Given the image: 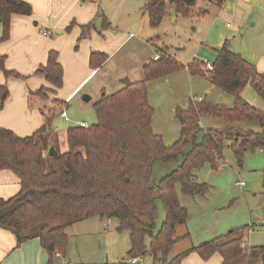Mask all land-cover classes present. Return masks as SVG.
Listing matches in <instances>:
<instances>
[{"label":"trees","instance_id":"1","mask_svg":"<svg viewBox=\"0 0 264 264\" xmlns=\"http://www.w3.org/2000/svg\"><path fill=\"white\" fill-rule=\"evenodd\" d=\"M196 4L197 0H149L142 11L149 25L156 27L167 14L168 5L179 14H204L205 10L196 9ZM13 14L31 15L32 6L23 0H0L3 26L0 42L8 38ZM93 24L94 21H90L80 25L78 41L89 35ZM216 51L213 69L206 77L211 84L233 95L232 107L190 99L186 106L175 109L181 126L179 138L165 145L152 128L154 109L149 102L146 83L181 69L183 65L164 53L143 66L140 80L129 81L111 93L102 91L92 104L96 122L88 126H69L67 149L45 158L35 135L39 131L52 130L57 110L66 103L48 97L63 84L57 51H48L46 62L37 67L35 74L43 75L50 86L29 92L41 103L42 125L37 132L25 136L0 127V170L11 171L20 183L15 194L0 197V227L13 233L16 246L36 237L51 259L55 253H65L68 226L97 216L115 218L116 230L127 231L130 239V248L120 261L104 264H126L127 258L146 253L152 256V264H181L190 252H196L203 260L218 253L221 264H233L246 253L244 264H264V244L243 247V232L249 226L203 241L169 262L165 257L181 238L176 235V227L185 224L188 217L187 209L179 202L177 187L182 194L191 197L208 193V185L196 181L193 171L204 165L216 169L223 157L225 140L230 141L229 147L238 157L246 151H264V74L226 44ZM107 58L104 53L91 52L89 66L98 68ZM5 59L6 55L0 54V71L5 77L26 78L7 69ZM188 68L192 74H203L202 61L193 59ZM247 84L263 101L262 108L241 97L240 92ZM8 96L7 86L0 84V108ZM202 117L218 119L225 125L204 128L203 140L195 144L196 134L202 129ZM242 121H257L261 129H243L238 125ZM177 159L181 162L159 182L152 179L156 161L168 163ZM156 200L161 201L165 217L154 233ZM53 218L58 220L56 225H50Z\"/></svg>","mask_w":264,"mask_h":264},{"label":"rangeland","instance_id":"2","mask_svg":"<svg viewBox=\"0 0 264 264\" xmlns=\"http://www.w3.org/2000/svg\"><path fill=\"white\" fill-rule=\"evenodd\" d=\"M94 1L100 4L99 14L104 13L108 21L114 22L112 24L113 27L103 28L101 20L97 17L94 21L97 31L118 29L126 34H135L134 40L138 36L143 40V42L138 43V46H128L122 49L108 63L107 71L116 69L117 64L130 63L134 58L147 60L148 57L152 58L156 53L160 55V51L166 52L168 56L174 59L176 57L187 68L193 59L213 62L216 58V50L224 44L225 39L228 40V45L226 44L228 49L237 52V49L243 43L249 44L248 40H253L252 35H256L257 30V26H253L254 21H251L245 28L234 29L227 27L226 23L231 22L218 13L216 4H210V2L215 0H197L200 8L204 9L207 7L208 9V12L202 15H197L195 12H190L186 15L179 14L172 5H168L167 14L156 27H150L146 15L140 12L139 7L143 5L142 1L141 3L138 0ZM239 5L240 7L244 6L241 2ZM131 21L136 27H133L132 23H128ZM115 23H117V26H115ZM138 24H140V27L137 26ZM2 32L3 26L0 21V36H2ZM56 35L53 32L52 37L55 38L57 37ZM40 38L51 37H45L42 34ZM77 38L79 36L75 38L72 47L73 51H77V46L79 47L80 42L89 38V36L81 38L79 41L76 40ZM149 38H152L151 42H149ZM184 69L172 71L146 83L149 102L154 109L152 127L155 133L162 134L165 145H171L179 138L181 126L175 116L177 101L180 107L186 106L190 99L197 101L199 98L205 102L226 108L232 107L234 103L232 94L212 85L203 74L199 72L192 74L189 69V72ZM104 71L101 70V73L89 82L87 81L86 86L74 97L71 96L66 100V103L61 108L65 110L66 117L59 114L61 109L57 110L51 131H36L35 140L40 146L43 157H50L49 149L51 146L57 152L67 147L66 130L69 126L80 125L82 121H85L87 126L96 122L92 104L100 97L102 91L107 92L111 89L109 85L111 80H106ZM62 87L63 84L60 88ZM60 88L57 90L56 98L63 100L64 97L62 98ZM83 95H88L91 99L84 101L82 100ZM240 95L251 105L257 108L263 107V101L250 84L243 87ZM180 100H184L185 104H182ZM208 120L220 122L221 125L218 124L220 127L225 125V122L218 119L202 117L200 120L202 129L196 134L195 144H199L203 140V123L209 124ZM238 125L246 130L259 131L261 129L257 121H242ZM229 145L230 141L225 140L222 151L223 157L218 162L216 169L204 165L193 171L196 181L205 182L208 185V193L206 195L199 198L185 197L180 192L179 187H177L179 202L187 209L188 237L178 240L168 250L165 256L168 262L192 246L218 236H224L232 229L244 228L249 224H253L251 226L252 230L248 232V229H246L243 232L245 246L252 247L264 244V224H262L264 219V151L259 149L246 151L238 157L233 153ZM180 162L181 159L168 163L156 161L152 167V179L155 182H159L162 176L171 172ZM155 205L157 216L153 229L154 233L161 227L165 217L161 201L156 200ZM89 219L88 221H76L77 225L72 231L67 229L69 240L76 243L78 242V236L83 235L81 232L98 233L100 231L91 246L100 247L103 251L102 255L106 256L105 259L108 263L120 261L130 248L128 232L116 230L118 222L115 218L108 220V218L101 219L95 216ZM57 223L58 220L56 218L50 220V225H56ZM104 223L109 226L106 232L102 229L104 228ZM177 227L176 234L180 233L181 230L180 226ZM211 230L213 232L210 233ZM190 253L183 257L181 264H197V262L193 261L194 256L189 257ZM194 255L199 256L197 253ZM210 257L205 259V261L211 259ZM245 261L246 253H243L233 264H244ZM152 263L153 258L150 254L146 253L141 256L140 264Z\"/></svg>","mask_w":264,"mask_h":264},{"label":"crops","instance_id":"3","mask_svg":"<svg viewBox=\"0 0 264 264\" xmlns=\"http://www.w3.org/2000/svg\"><path fill=\"white\" fill-rule=\"evenodd\" d=\"M23 1L28 2L32 6V14H13L10 18L8 38L0 42V54L6 55L5 67L26 76L24 79L5 77L0 71V84H5L7 88L9 87V96L0 108V127L8 128L19 136L35 133L43 123V115L39 109L41 103L37 97L29 95V92L41 86H50L45 81L43 75L35 74L37 67L46 62L48 51H57V59L63 69V87L60 88V93L62 94V98L64 97V101L68 100L71 96L74 97L90 80L101 73V70H105L106 80H111L109 84L111 89L106 93H111L120 89L124 85L121 82V79L124 77H128L129 81L140 80L142 78L143 66L149 60L153 59V57H148L147 60L134 58L130 63L117 64L116 69L107 71L106 67L108 63L112 61L122 49L128 46H138V43L143 42V40L142 38L140 39L139 36L134 40L135 34H126L118 29H107L101 32L97 31L95 22L93 24L94 27L89 31V38L82 40L79 47L77 46L78 50L73 51L72 47L75 38L81 33L80 25L95 21L97 17L101 20L103 28H108L114 24V22L108 21L104 13L99 14L100 4L94 0ZM138 1L140 3L142 1L143 5L139 8L140 12L143 13L142 8L149 0ZM240 2L244 5L243 7H240ZM210 4H216L218 13L231 22L226 23L227 27L234 29H240L241 27L245 28L251 21H254L253 26H257L256 35H252L253 40H248L249 44L243 43V45L237 49V52H240L244 59L254 64L257 70L264 74V0H215L210 2ZM195 7L196 9H202L198 6V3ZM203 10H205V13L208 12L207 7ZM128 23H132L133 27H136L133 21ZM228 23L229 25H227ZM70 25L71 27L68 28ZM115 26H117V23H115ZM137 26L140 27V24ZM42 30L50 31L52 33L50 36L51 38H40ZM53 32L57 34V37H52ZM149 40V42H151L152 38H149ZM227 41L228 40L225 39L224 44L228 45ZM91 52L104 53L108 58L101 66L92 69L89 66V56ZM160 53V55L166 54V52L163 51H160ZM175 60H177L176 57ZM182 68H185L184 70L189 72V68L186 66ZM58 89L59 88L55 90V93H49L48 96L56 97ZM180 102L185 104L184 100H180ZM176 105L177 107L180 105L178 101ZM63 117H66V115ZM82 122L86 124L85 121ZM82 122H80V124ZM208 123L209 124L203 123L204 128H208L209 125V127L213 128L220 127L219 125H221L220 122L216 120H210ZM159 135L163 140L162 134L159 133ZM66 148L61 149V152L65 151ZM19 189L20 183L18 178L9 170H0V197H9L15 194ZM184 196L191 197L187 195ZM199 197L203 196H194V198ZM88 220L90 219L86 218L79 221ZM263 221L264 219L262 220V224H264ZM186 223L178 225L181 227V230L180 233L176 235L181 237L180 239L188 237V226ZM75 225H77L76 222L68 226L66 228V233L68 231L67 229H71V231L75 229ZM252 225H248V232L249 229L252 230ZM99 227L101 229V225ZM108 227L109 226L104 223V228H102L103 231H108ZM99 232H81L83 235L78 236V242L76 243L68 238L65 253H55L51 259H49L47 252L41 247L38 238L28 239L16 246L13 233L0 227V264L108 263L105 259L106 256L102 255V249L100 247L95 248L91 246L93 241L97 239ZM211 232L213 231L211 230L210 233ZM243 245L246 248L248 247L245 246L244 242ZM194 254L196 253L191 252L189 257L194 256L193 261L197 262V264H221V256L217 253L213 254L215 256H211V259L208 261L202 260L199 256H195Z\"/></svg>","mask_w":264,"mask_h":264},{"label":"built area","instance_id":"4","mask_svg":"<svg viewBox=\"0 0 264 264\" xmlns=\"http://www.w3.org/2000/svg\"><path fill=\"white\" fill-rule=\"evenodd\" d=\"M229 25V23L227 24ZM43 35L45 36H51L52 33L48 30H42L41 31ZM160 55L159 54H154L153 59H157L159 58ZM202 69H203V75L206 77L210 74V71H212L213 69V62L209 61V60H204L202 61ZM61 116H65V111L62 110L60 113ZM80 125L82 126H86V124L84 122H82ZM264 223V221H263ZM251 229H249L250 231ZM58 254V253H57ZM126 264H140L141 262V255H137V256H131L129 258H127L126 260Z\"/></svg>","mask_w":264,"mask_h":264},{"label":"water","instance_id":"5","mask_svg":"<svg viewBox=\"0 0 264 264\" xmlns=\"http://www.w3.org/2000/svg\"><path fill=\"white\" fill-rule=\"evenodd\" d=\"M0 21H1V18H0ZM121 82L125 85L129 82V78L128 77H124L121 79ZM82 99L84 101H89L90 100V97L88 95H83ZM57 155V151L54 149L53 146L50 147L49 149V156H56Z\"/></svg>","mask_w":264,"mask_h":264}]
</instances>
